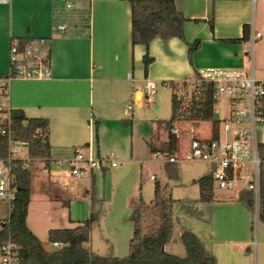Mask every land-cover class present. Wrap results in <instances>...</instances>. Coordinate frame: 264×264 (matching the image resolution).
<instances>
[{
    "label": "crops",
    "instance_id": "0c3cea01",
    "mask_svg": "<svg viewBox=\"0 0 264 264\" xmlns=\"http://www.w3.org/2000/svg\"><path fill=\"white\" fill-rule=\"evenodd\" d=\"M67 1L75 6L67 8ZM174 1L186 17L184 37H154L148 45L154 61L146 75V45L132 42L128 1L0 0V77L10 72L13 41L45 38L50 51L51 76L10 79L7 102L11 115L18 111L26 117L48 118L53 161L67 160L75 148L82 147L95 157L117 162L90 170L86 192L91 197L100 175L108 174L109 179L120 164L129 166L136 161L133 125L139 121L143 104H151L144 100L147 80L182 81L210 66L240 68L264 78V0ZM60 23L66 29H59ZM245 24L250 39L230 41L243 36ZM195 41L197 48L190 55L189 44ZM204 122L197 125V132L209 137L212 123L208 121V135H201ZM259 133L264 142V125ZM29 169L43 179L49 176L52 185L63 182L52 164L47 168L35 160ZM8 215L0 206L1 224ZM27 223L30 227L28 218Z\"/></svg>",
    "mask_w": 264,
    "mask_h": 264
},
{
    "label": "rangeland",
    "instance_id": "374dc122",
    "mask_svg": "<svg viewBox=\"0 0 264 264\" xmlns=\"http://www.w3.org/2000/svg\"><path fill=\"white\" fill-rule=\"evenodd\" d=\"M256 76L259 77L258 74ZM153 81L156 87L151 94V104H143L139 121L133 125L136 161L127 166L118 160L120 166L113 170L111 178L108 179V174L105 177L100 175L95 184L94 200L86 192L90 190V170L76 178L65 158L52 162L55 174L62 178L60 185H52L49 176L43 179L38 172H32L27 218L46 249H55L49 241V229L75 226L91 218L93 211L96 220L91 226L88 244L91 250L100 255H128L134 230L132 213L141 200L150 205L155 197L156 181L151 178L152 175L167 187L175 199L199 198L200 187L193 180L210 173L212 164L206 160L179 159L176 162L178 178H169L163 148L168 134V120L172 115V95L176 91L190 97L192 86L188 80L186 93L174 90L162 81ZM218 109L216 116L224 119L230 111L227 98L218 104ZM175 126L180 127V132L191 126L197 127L189 122L175 123ZM209 128L210 122L202 123L201 135H208ZM185 147L186 140L180 136L179 148ZM247 182L248 179L242 180L237 190L222 188L214 183L215 201L211 206L210 223L202 220L190 223V229L203 241L205 248L216 255L218 264H264V221L253 207L248 208L239 200L241 190L247 189ZM8 204L7 199L0 198V206L6 213L9 211ZM145 213L149 216V226L155 228L159 223L157 210L149 208ZM165 248L169 253L186 256L178 226L174 227Z\"/></svg>",
    "mask_w": 264,
    "mask_h": 264
},
{
    "label": "trees",
    "instance_id": "16d2710c",
    "mask_svg": "<svg viewBox=\"0 0 264 264\" xmlns=\"http://www.w3.org/2000/svg\"><path fill=\"white\" fill-rule=\"evenodd\" d=\"M126 1L131 5L132 42L146 45L143 63L144 72L147 75L149 66L154 61L148 49L149 42L156 36L183 39V25L186 17L177 9L174 0ZM249 39L250 29L245 24L243 36L230 41L243 42ZM197 44L198 41L189 44L190 55L197 48ZM163 83L174 90L179 89L188 93V79ZM214 105L215 99L209 89L203 90L199 96L192 94L189 97L187 94H178L176 91L173 93L172 115L168 120V139L163 147L166 155L179 150V137L172 133L175 123L189 122L192 125H199L203 121H211L213 137L218 136L221 119L216 116ZM11 134L14 139L28 142L31 162L41 160L45 163V167L51 166L53 159L48 118L24 115L12 118ZM7 149L8 139L0 131V157L7 154ZM258 149L260 157L264 159V142H259ZM166 168L169 178H178L176 162H167ZM16 172L18 191L16 197L9 203L8 218L1 226L0 244L7 239L8 235H11L12 241L18 247L20 264H218L216 255L208 251L203 241L190 229L192 221L202 220L208 223L211 221V206L215 201L212 172L193 180L200 187V196L197 199H175L167 191L166 186L154 179L156 182L153 202L148 205L141 200L132 213L134 230L130 240V251L124 257L100 255L91 250L88 244L91 240V226L96 220L93 211L91 218L75 226L49 229V241L58 242L61 246L53 250L46 249L27 223L32 173L29 168L21 166L16 169ZM239 200L247 207H253V194L249 190L243 189ZM149 208L157 210L159 223L155 228L149 226V216L145 213ZM259 217L264 221V171L261 175ZM175 226H178L181 231V239L186 247L185 257L169 253L165 248Z\"/></svg>",
    "mask_w": 264,
    "mask_h": 264
},
{
    "label": "built area",
    "instance_id": "2783aa9c",
    "mask_svg": "<svg viewBox=\"0 0 264 264\" xmlns=\"http://www.w3.org/2000/svg\"><path fill=\"white\" fill-rule=\"evenodd\" d=\"M65 6H75L67 1ZM57 27L66 29L60 23ZM256 33V37H260ZM49 48L45 38L15 40L10 46V72L0 77V131L8 139L7 154L0 157V198L10 203L18 191V167L29 168L31 159L28 152V142L14 139L11 134L12 115L8 108V84L14 77L46 78L51 76L49 66ZM192 93L199 96L203 90L209 89L215 99V111L218 104L227 98L230 111L221 119L219 133L213 137V129L209 137H201L197 127L180 132V127H174L172 133L186 140V147L173 154L166 155L167 162H177L179 159L206 160L212 164V178L222 188L237 190L240 182L248 179L247 190L253 194V208L258 217L261 203V175L264 171V159L260 157L258 144L259 128L264 125V78L257 77L254 72H248L234 67H204L188 79ZM155 82L146 81L147 94L144 100L151 102V94L155 90ZM128 108H132L131 105ZM179 125V124H178ZM222 126V127H221ZM157 158V155H154ZM71 173L79 178L84 171L94 170L102 166H115L117 162L110 157H95L86 153L82 147L74 149L73 156L66 160ZM59 165V164H58ZM155 179V176H151ZM5 224V222H3ZM2 224L0 223V229ZM54 247L61 246L54 242ZM0 264H20L17 245L8 235L0 244Z\"/></svg>",
    "mask_w": 264,
    "mask_h": 264
},
{
    "label": "water",
    "instance_id": "95a60500",
    "mask_svg": "<svg viewBox=\"0 0 264 264\" xmlns=\"http://www.w3.org/2000/svg\"><path fill=\"white\" fill-rule=\"evenodd\" d=\"M20 115H21V114H20V112H18V111L12 113V117H13V118L20 117Z\"/></svg>",
    "mask_w": 264,
    "mask_h": 264
}]
</instances>
